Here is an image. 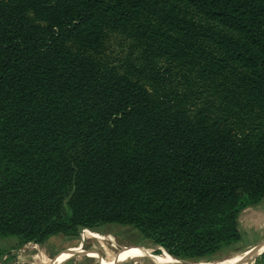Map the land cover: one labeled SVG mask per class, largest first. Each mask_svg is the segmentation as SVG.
<instances>
[{"label":"trees","instance_id":"obj_1","mask_svg":"<svg viewBox=\"0 0 264 264\" xmlns=\"http://www.w3.org/2000/svg\"><path fill=\"white\" fill-rule=\"evenodd\" d=\"M263 200L264 0H0V238L204 264Z\"/></svg>","mask_w":264,"mask_h":264},{"label":"rangeland","instance_id":"obj_2","mask_svg":"<svg viewBox=\"0 0 264 264\" xmlns=\"http://www.w3.org/2000/svg\"><path fill=\"white\" fill-rule=\"evenodd\" d=\"M121 41L118 38H113L110 42V51L119 54L127 51V43ZM239 232L241 240L234 246V249L228 251L224 255H220L215 260L208 261L210 264H227L235 257H241L240 254L247 253L253 248H256L264 240V200L260 205L249 207L242 211L238 218ZM83 233H79L74 238H69L64 235H57L51 237L45 244L37 245V249L41 250L42 256L45 259L48 257L57 259L61 257L65 252L71 249H79L80 252H74V254L63 264H101V258L103 253L100 250V240L105 242V250L107 255L112 258H120L127 253L129 256L133 251H138V248H144L146 254L151 253L156 257H165V254L158 251V247L154 246L151 241L143 239L138 231L130 227L123 226H106L98 231L89 232L83 236ZM95 235L93 238L84 240L83 238ZM100 235V236H98ZM33 242L18 246V240L15 237L0 238V250L5 252L2 257V262H9L12 264H33V255L39 257L40 251L34 249ZM100 247V248H99ZM104 248V246H103ZM102 249V248H101ZM96 252L98 257H92L88 254ZM141 255V254H140ZM143 255V254H142ZM127 256V257H128ZM244 255H242L243 257ZM50 258V260H52ZM258 261V260H257ZM194 263V262H187ZM199 263V262H197ZM208 263V264H209ZM121 264H134L133 262H122ZM137 264H155L150 258L143 257Z\"/></svg>","mask_w":264,"mask_h":264},{"label":"crops","instance_id":"obj_3","mask_svg":"<svg viewBox=\"0 0 264 264\" xmlns=\"http://www.w3.org/2000/svg\"><path fill=\"white\" fill-rule=\"evenodd\" d=\"M83 239L87 240L85 237ZM100 246H101L102 249L100 247L99 248H100V250L103 253V257L101 258V264H118L119 262H125V263L133 262L134 264H137V262H140L141 259L146 256V253L144 252V250L142 248L136 247V249L139 250V252L138 251H133L134 254H132L131 258H127L128 255L127 254L126 255L123 254V256L125 258L122 256L123 257L122 260L120 258H115L114 259V258L110 257L109 255H107L106 250H105V242H103V240H100ZM103 246H104V248H103ZM34 249H37V248H34ZM37 250L40 251V254H39V257H37L36 255L32 256V258L34 260L33 264H63L64 262H66L74 254V252H80L79 249H71L70 251L65 252L61 257H59L57 259H53V258L50 257L52 259V260H50L49 257L47 259H45L44 256H42L41 250L39 248ZM129 253H131V252H128V254ZM247 253H243V254H240V255L242 256V255H245ZM95 254H96V252H91L88 255L92 256V257H95V256L98 257ZM147 255L151 256L153 258V260H155L156 264H167V263H165L163 261L164 257L163 258L156 257L157 255H153L151 253H148ZM242 259L243 258H239V260H242ZM239 260H237L236 262H238ZM1 262H2V259H1ZM233 263H235V262H233ZM247 264H254V262L253 263H247ZM257 264H263V263L260 262V260H259Z\"/></svg>","mask_w":264,"mask_h":264},{"label":"water","instance_id":"obj_4","mask_svg":"<svg viewBox=\"0 0 264 264\" xmlns=\"http://www.w3.org/2000/svg\"><path fill=\"white\" fill-rule=\"evenodd\" d=\"M144 249V248H142ZM158 251H162L164 249H162L161 247H158ZM146 250V249H144ZM165 251V250H164ZM166 252V251H165ZM264 253V240L257 246L256 250L253 252V254H251L250 256H248L247 258H244L243 260L239 261V262H235V263H231V264H247V263H253L254 260L262 255ZM146 257L150 258L154 263L155 260H153V258L151 256H148L146 254ZM180 264H188L187 262L181 261V260H177ZM122 262H119L118 264H121ZM156 264V263H155ZM189 264H198V263H189ZM210 264V263H209ZM217 264V263H215Z\"/></svg>","mask_w":264,"mask_h":264},{"label":"bare ground","instance_id":"obj_5","mask_svg":"<svg viewBox=\"0 0 264 264\" xmlns=\"http://www.w3.org/2000/svg\"><path fill=\"white\" fill-rule=\"evenodd\" d=\"M93 236H95V235H89V236H87L86 237V239H90V238H93ZM98 236H100V235H98ZM34 248H37L36 246H34ZM256 248H257V246H256ZM256 248H253L252 250H250L247 254H245L243 257L241 256H239V257H235L232 261H230L229 263H227V264H231V263H233V262H236L237 260H239V258H247L248 256H250L251 254H253V252L256 250ZM157 250H159V249H157ZM164 253L166 256L163 258L162 256H160V258H163V261L165 262V263H167V264H180L178 261H177V259H174V258H172V257H170V256H168L167 254H166V252L164 251V250H162V251H160V253ZM127 254V253H126ZM132 254H134V253H130V255H129V257H127V258H131L132 257ZM123 256V255H122ZM124 257V256H123ZM125 258V257H124ZM242 259V260H243ZM239 261H241V260H239ZM238 261V262H239ZM204 264H207V263H204Z\"/></svg>","mask_w":264,"mask_h":264},{"label":"built area","instance_id":"obj_6","mask_svg":"<svg viewBox=\"0 0 264 264\" xmlns=\"http://www.w3.org/2000/svg\"><path fill=\"white\" fill-rule=\"evenodd\" d=\"M84 232H85V230L82 231V233H84Z\"/></svg>","mask_w":264,"mask_h":264}]
</instances>
